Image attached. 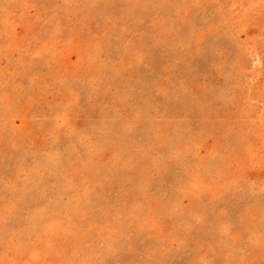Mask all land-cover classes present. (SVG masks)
<instances>
[{
	"label": "rangeland",
	"instance_id": "1",
	"mask_svg": "<svg viewBox=\"0 0 264 264\" xmlns=\"http://www.w3.org/2000/svg\"><path fill=\"white\" fill-rule=\"evenodd\" d=\"M0 264H264V0H0Z\"/></svg>",
	"mask_w": 264,
	"mask_h": 264
}]
</instances>
